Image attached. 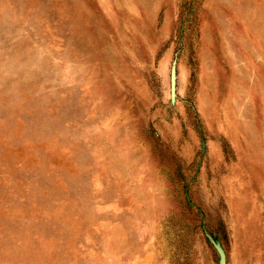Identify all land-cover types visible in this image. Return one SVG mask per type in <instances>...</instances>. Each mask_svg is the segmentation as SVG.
Masks as SVG:
<instances>
[{
	"label": "rangeland",
	"instance_id": "obj_1",
	"mask_svg": "<svg viewBox=\"0 0 264 264\" xmlns=\"http://www.w3.org/2000/svg\"><path fill=\"white\" fill-rule=\"evenodd\" d=\"M207 235L264 264V0H0V264H218Z\"/></svg>",
	"mask_w": 264,
	"mask_h": 264
},
{
	"label": "water",
	"instance_id": "obj_2",
	"mask_svg": "<svg viewBox=\"0 0 264 264\" xmlns=\"http://www.w3.org/2000/svg\"><path fill=\"white\" fill-rule=\"evenodd\" d=\"M175 84H176V61H173L171 71H170V96L171 100L175 99ZM208 240L213 245L216 253L218 254V264H226L225 253L218 241L213 239L211 236L207 235Z\"/></svg>",
	"mask_w": 264,
	"mask_h": 264
}]
</instances>
